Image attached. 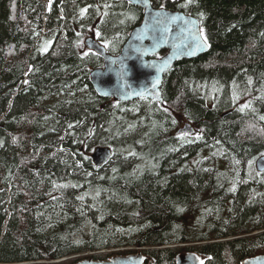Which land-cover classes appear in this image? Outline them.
Instances as JSON below:
<instances>
[{
	"label": "trees",
	"instance_id": "trees-1",
	"mask_svg": "<svg viewBox=\"0 0 264 264\" xmlns=\"http://www.w3.org/2000/svg\"><path fill=\"white\" fill-rule=\"evenodd\" d=\"M150 1L195 17L209 44L165 73L162 104L116 102L90 81L104 60L85 38L118 55L143 8L0 0V264L264 255V173L247 168L264 155V0ZM182 122L195 133L180 138ZM99 146L113 151L102 167Z\"/></svg>",
	"mask_w": 264,
	"mask_h": 264
},
{
	"label": "water",
	"instance_id": "water-1",
	"mask_svg": "<svg viewBox=\"0 0 264 264\" xmlns=\"http://www.w3.org/2000/svg\"><path fill=\"white\" fill-rule=\"evenodd\" d=\"M126 1L144 9L143 20L130 32L119 55L108 54L106 48L92 37L85 40L87 49L104 60L102 68L91 72V84L101 97L120 103L138 98L163 103L161 87L165 73L177 61L202 56L208 51L209 44L204 43L200 22L195 17L180 11L154 8L150 0ZM179 133L193 134L194 129L186 123ZM111 157L112 151L108 147H97L91 155L98 167L105 165ZM255 166L258 172H264V156L256 160ZM201 261L204 264V259L197 253L183 251L177 254L175 264H201ZM74 264L154 263L138 250L115 253L104 260L85 257ZM241 264H264V255L247 258Z\"/></svg>",
	"mask_w": 264,
	"mask_h": 264
},
{
	"label": "rangeland",
	"instance_id": "rangeland-1",
	"mask_svg": "<svg viewBox=\"0 0 264 264\" xmlns=\"http://www.w3.org/2000/svg\"><path fill=\"white\" fill-rule=\"evenodd\" d=\"M44 4H46V1L44 0ZM251 93H250V91L249 90H247V92L245 93V95L243 96V98H242V100H241V102H240V104L241 105H244V104H246V102H247V100L248 101H252V100H254V96H251L249 99H248V96L250 95ZM184 123L185 122H182L181 124H180V128L178 129V132H179V130L181 129V127H183V125H184ZM203 156H207V154H204ZM247 168H248V173H250L251 175H253L255 172H257V170H256V168H255V161L252 163L251 162V164L249 163L248 165H247ZM115 251H113V250H106V251H99L98 253H101V255H110V254H112V253H114ZM97 253V252H96ZM91 254H94V252L93 253H91ZM94 255H97V254H94ZM85 257H91V255H87V254H79V255H74V256H71V257H69V258H66L65 260H63V261H57V262H55L54 264H70V263H72L74 260H76V259H78V260H80V259H83V258H85ZM41 263H44V262H41Z\"/></svg>",
	"mask_w": 264,
	"mask_h": 264
},
{
	"label": "snow or ice",
	"instance_id": "snow-or-ice-1",
	"mask_svg": "<svg viewBox=\"0 0 264 264\" xmlns=\"http://www.w3.org/2000/svg\"><path fill=\"white\" fill-rule=\"evenodd\" d=\"M191 3H193V0H186V3H185V5H184V7H187V6H188L189 4H191ZM50 5H51V0H50ZM161 9H163V5H161ZM83 11H86V10H82V12H83ZM157 15H160V14L158 13ZM200 16H201V18H203L204 13H200ZM173 19H176V18H173ZM200 31H201V34H203V29H201ZM96 35L99 37V36H100V32L97 31V32H96ZM204 43H205V44L207 43V39H206V38L204 39ZM105 46H107V45H105ZM198 46H199V45H198ZM44 50L46 51L47 49L45 48ZM261 119H264V117H261ZM70 127H71V125H70ZM186 135H188V133H181V134H180V138H183V137L186 136ZM250 164H251V162H250ZM201 264H203L202 261H201Z\"/></svg>",
	"mask_w": 264,
	"mask_h": 264
},
{
	"label": "bare ground",
	"instance_id": "bare-ground-1",
	"mask_svg": "<svg viewBox=\"0 0 264 264\" xmlns=\"http://www.w3.org/2000/svg\"><path fill=\"white\" fill-rule=\"evenodd\" d=\"M45 6V5H44ZM46 7V6H45Z\"/></svg>",
	"mask_w": 264,
	"mask_h": 264
}]
</instances>
